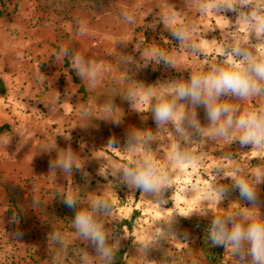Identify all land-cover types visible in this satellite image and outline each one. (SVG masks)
I'll list each match as a JSON object with an SVG mask.
<instances>
[{"label": "rangeland", "instance_id": "rangeland-1", "mask_svg": "<svg viewBox=\"0 0 264 264\" xmlns=\"http://www.w3.org/2000/svg\"><path fill=\"white\" fill-rule=\"evenodd\" d=\"M213 4L0 0V264H115L120 250L123 264H252L247 245L234 255L211 230L214 219L229 230L264 223V143L241 144L235 127L241 115L264 114V93L221 95L233 125L221 117L213 126L203 104L174 91L194 74L230 68L234 48L264 60V33L250 18L264 10L221 8V22L204 12ZM161 98L175 101L176 116L158 126L152 109ZM221 125L226 134L217 135ZM69 153L70 172L50 166ZM145 157L167 178L155 194L121 178ZM239 179L254 203L240 197ZM94 201L110 211L93 210ZM82 210L103 225L109 257L75 227Z\"/></svg>", "mask_w": 264, "mask_h": 264}, {"label": "clouds", "instance_id": "clouds-1", "mask_svg": "<svg viewBox=\"0 0 264 264\" xmlns=\"http://www.w3.org/2000/svg\"><path fill=\"white\" fill-rule=\"evenodd\" d=\"M217 8H224L229 11H235L231 0H216ZM250 18L259 19L257 36L264 33V18H258L255 13ZM173 36L179 40L186 39L183 31H174ZM260 54L264 56V44L259 46ZM241 59L237 61L235 57ZM231 67H213L205 75H192L188 83H178L174 86V91L179 99L189 98L194 103L203 104L206 110V116L215 126L221 117H225V123L228 126L233 125V117L230 114L231 109L227 105L217 104L216 101L221 95L231 94L241 98H247L251 95H260L264 93L257 79L264 80V60L257 61L251 53L240 48H234L232 53L225 60ZM134 95V94H133ZM141 99V103H142ZM134 107L139 110L138 105ZM176 116L175 101L169 103L160 99L152 109V118L158 126L167 123ZM235 127L241 131L239 141L241 144H262L264 143V114L248 113L239 116L235 120ZM217 135L226 134L223 125L216 128ZM128 133H125V137ZM116 141L111 138L108 140L110 146ZM187 160L188 157H185ZM73 164V157L69 153L67 156H61L59 160L51 164L52 167H60L65 172H70ZM121 178L126 182L128 188L138 189L147 194H155L160 186L166 183V177L162 175L156 165L149 157L134 162L133 167H125L121 172ZM235 187L239 190L242 199L249 203L256 200L253 189L243 179L236 180ZM69 208L75 206V201L71 196L65 200ZM92 209H103L110 211L109 205L102 201H94ZM231 219V218H229ZM249 221L250 217H245ZM227 221L214 219L212 221L211 239L216 245L231 246L234 255L243 257L245 245H247V255L252 259V264H264V223L250 222L246 226L241 223L232 222L231 229L227 226ZM75 227L80 235L91 240L96 247V251L109 257L111 249L106 245V235L103 231V225L100 224L94 216L88 211H79L75 215ZM20 235V233H17Z\"/></svg>", "mask_w": 264, "mask_h": 264}, {"label": "crops", "instance_id": "crops-1", "mask_svg": "<svg viewBox=\"0 0 264 264\" xmlns=\"http://www.w3.org/2000/svg\"><path fill=\"white\" fill-rule=\"evenodd\" d=\"M231 2H232L234 9H236L241 4H248L249 6L257 7L258 9L264 10V0H231ZM204 12L205 14L211 13V16H214L217 21L222 22V19L224 18L223 16L224 14L221 13L222 12L221 8H217L216 4L212 5L211 11H208V12L204 11ZM245 27L246 28H244L242 32H248L247 31L248 26H245Z\"/></svg>", "mask_w": 264, "mask_h": 264}, {"label": "trees", "instance_id": "trees-1", "mask_svg": "<svg viewBox=\"0 0 264 264\" xmlns=\"http://www.w3.org/2000/svg\"><path fill=\"white\" fill-rule=\"evenodd\" d=\"M4 93V89H3V84L2 81L0 80V94ZM118 260L115 264H123V257L125 255V250H120L118 251Z\"/></svg>", "mask_w": 264, "mask_h": 264}]
</instances>
